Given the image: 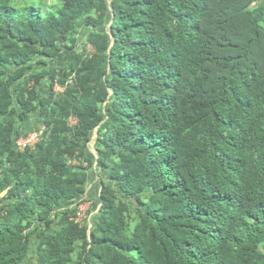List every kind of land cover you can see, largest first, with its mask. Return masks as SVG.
Masks as SVG:
<instances>
[{"label": "trees", "instance_id": "1", "mask_svg": "<svg viewBox=\"0 0 264 264\" xmlns=\"http://www.w3.org/2000/svg\"><path fill=\"white\" fill-rule=\"evenodd\" d=\"M108 1L0 0V264H264V0Z\"/></svg>", "mask_w": 264, "mask_h": 264}, {"label": "rangeland", "instance_id": "2", "mask_svg": "<svg viewBox=\"0 0 264 264\" xmlns=\"http://www.w3.org/2000/svg\"><path fill=\"white\" fill-rule=\"evenodd\" d=\"M58 4H59V0H41V4L39 5V7H40V10H44V9L49 8V7L58 6ZM21 5L22 4H19L18 6H21ZM87 32H88L87 28L79 27L77 29L78 38L81 39V40L84 39L86 34H87ZM80 48L85 50V53H84L85 56L94 53V48L92 47V45L88 44V45L85 46V48L82 45H80ZM67 65L68 64L65 63V62L58 63V66H60V67H66ZM43 68L46 69L47 67H44L42 65H35L34 71H37V70L39 71L40 69H43ZM50 89H51V87H49V84L44 80L41 83V86H40L41 92L47 94V93L50 92ZM52 90H53V87H52ZM27 121L29 122V126L34 129V128H36V126L38 124L41 123V118L38 116L37 113L36 114L33 113L30 116H28ZM40 127H44V126L41 124ZM40 127H38V128H40ZM95 136H96V133L94 132L92 140L90 141V147H91V145L95 144L94 143ZM93 146L91 147V149H93ZM0 168H1V166H0ZM93 171H95L94 167H93ZM92 176H93V178H92ZM90 181H91L92 186L95 185L96 182H99V178H98L97 174L94 175V172H92L91 173V177H90ZM88 188H89V185L87 186V190H88ZM1 194H3V193H1ZM87 200L90 201L89 204L88 203L86 204ZM95 201H96V199H93L92 197H89V194L87 195V192H86V194L83 197V201L80 202L79 207H78V210L81 212V214L79 216V222L83 223L84 221H88V223H89L88 229L89 230L91 229L92 222H93V217L95 215L94 212L96 211V209L93 208V206H92L93 202H95ZM36 243H37V241L35 240L34 237H32L30 239L29 256L25 259L23 264H36V253H35Z\"/></svg>", "mask_w": 264, "mask_h": 264}, {"label": "built area", "instance_id": "3", "mask_svg": "<svg viewBox=\"0 0 264 264\" xmlns=\"http://www.w3.org/2000/svg\"><path fill=\"white\" fill-rule=\"evenodd\" d=\"M71 82H72L71 77H69V79L66 81V83L64 85H61L58 81L55 80L53 83V91L54 92H61L65 89L67 84H69ZM75 124H76V118L73 116L69 117V125L73 126ZM44 129H45L44 127H40L38 129L32 130L31 132H29L25 136L19 137L15 141L16 151H24L26 148L32 149V147H34L36 145V143L41 139ZM73 163L76 164L75 161ZM87 203L89 204L90 201L86 202V204ZM80 214H81V212L78 210L77 211V219L78 220H79Z\"/></svg>", "mask_w": 264, "mask_h": 264}, {"label": "clouds", "instance_id": "4", "mask_svg": "<svg viewBox=\"0 0 264 264\" xmlns=\"http://www.w3.org/2000/svg\"><path fill=\"white\" fill-rule=\"evenodd\" d=\"M88 144H89V149H90V151H91V152H93V153H95V150H94V148H93V149H91V147H92L93 145H91V147H90V142H89Z\"/></svg>", "mask_w": 264, "mask_h": 264}, {"label": "crops", "instance_id": "5", "mask_svg": "<svg viewBox=\"0 0 264 264\" xmlns=\"http://www.w3.org/2000/svg\"><path fill=\"white\" fill-rule=\"evenodd\" d=\"M91 176V175H90ZM90 180V179H89ZM91 182V181H90ZM89 187H90V184H89Z\"/></svg>", "mask_w": 264, "mask_h": 264}, {"label": "water", "instance_id": "6", "mask_svg": "<svg viewBox=\"0 0 264 264\" xmlns=\"http://www.w3.org/2000/svg\"><path fill=\"white\" fill-rule=\"evenodd\" d=\"M110 1V0H109ZM109 1H108V3H109Z\"/></svg>", "mask_w": 264, "mask_h": 264}]
</instances>
